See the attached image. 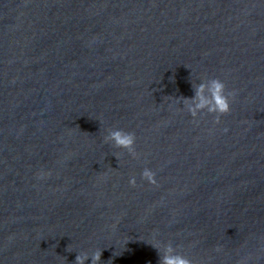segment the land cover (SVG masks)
<instances>
[{
	"label": "water",
	"instance_id": "obj_1",
	"mask_svg": "<svg viewBox=\"0 0 264 264\" xmlns=\"http://www.w3.org/2000/svg\"><path fill=\"white\" fill-rule=\"evenodd\" d=\"M211 79L234 93L218 123L186 109ZM169 245L264 264V0H0V264Z\"/></svg>",
	"mask_w": 264,
	"mask_h": 264
},
{
	"label": "clouds",
	"instance_id": "obj_2",
	"mask_svg": "<svg viewBox=\"0 0 264 264\" xmlns=\"http://www.w3.org/2000/svg\"><path fill=\"white\" fill-rule=\"evenodd\" d=\"M225 84L220 79H211L202 82L197 86L191 103L186 102L187 112L195 119L198 114L205 110L209 114H216V122H219L220 116L231 111L230 100L234 98V93L226 94ZM105 142L111 143L115 148L126 149L129 154L135 155L136 136L132 132H126L122 129H109L105 136ZM43 178V174L41 177ZM141 178L147 180L150 184H156V173L150 168L145 167L141 173ZM129 184L136 185L135 177L129 180ZM158 251L161 246L158 243L152 244ZM163 255L160 258V264H192V262L180 254H176L175 249L169 245L164 247ZM101 253L91 255L92 264H97ZM89 259V255L84 253L76 257V264H84Z\"/></svg>",
	"mask_w": 264,
	"mask_h": 264
}]
</instances>
